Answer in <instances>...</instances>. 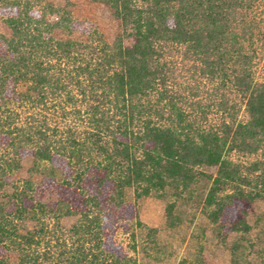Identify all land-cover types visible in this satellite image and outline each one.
I'll list each match as a JSON object with an SVG mask.
<instances>
[{"label":"trees","instance_id":"1","mask_svg":"<svg viewBox=\"0 0 264 264\" xmlns=\"http://www.w3.org/2000/svg\"><path fill=\"white\" fill-rule=\"evenodd\" d=\"M92 1L113 43L72 0H0V264H144L117 234L156 246L148 197L169 227L193 208L240 236L239 264L264 200V0Z\"/></svg>","mask_w":264,"mask_h":264},{"label":"rangeland","instance_id":"2","mask_svg":"<svg viewBox=\"0 0 264 264\" xmlns=\"http://www.w3.org/2000/svg\"><path fill=\"white\" fill-rule=\"evenodd\" d=\"M56 4H62L63 0H51ZM73 13L78 19L95 23L104 38L113 43L121 33V22L105 3L92 0H72ZM54 19V18H53ZM0 33L11 35L8 25L0 19ZM58 36L66 38L67 34L58 32ZM72 37L81 38V34L74 33ZM250 157H241L243 161H249ZM32 162L25 160L23 168L15 178H28L32 176L40 181V174H32ZM165 200L157 197H148L141 202L140 218L150 227L160 229L155 247H148L140 241L138 252L133 250L131 235L121 230L117 234V240L123 244L131 255H136L144 264H233L230 247L235 240H241L240 236H233L229 242H222L215 234L214 227L198 209H189L181 215V221L174 227L167 226ZM74 219L66 220L70 225ZM249 222L252 230L249 236L241 242L243 259L239 264H264V200H258L250 215ZM16 256L12 255V261Z\"/></svg>","mask_w":264,"mask_h":264}]
</instances>
